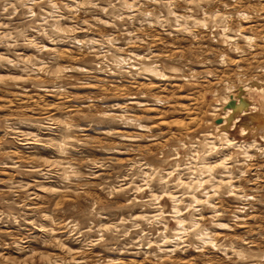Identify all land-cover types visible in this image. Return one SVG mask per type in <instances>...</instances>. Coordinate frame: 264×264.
<instances>
[{
  "label": "rangeland",
  "instance_id": "obj_1",
  "mask_svg": "<svg viewBox=\"0 0 264 264\" xmlns=\"http://www.w3.org/2000/svg\"><path fill=\"white\" fill-rule=\"evenodd\" d=\"M0 264H264V0H0Z\"/></svg>",
  "mask_w": 264,
  "mask_h": 264
},
{
  "label": "water",
  "instance_id": "obj_2",
  "mask_svg": "<svg viewBox=\"0 0 264 264\" xmlns=\"http://www.w3.org/2000/svg\"><path fill=\"white\" fill-rule=\"evenodd\" d=\"M227 107H233L237 109L245 108L247 106L246 101L242 98L240 104H237L235 100H231L226 104ZM222 118H217V122H221Z\"/></svg>",
  "mask_w": 264,
  "mask_h": 264
},
{
  "label": "bare ground",
  "instance_id": "obj_3",
  "mask_svg": "<svg viewBox=\"0 0 264 264\" xmlns=\"http://www.w3.org/2000/svg\"><path fill=\"white\" fill-rule=\"evenodd\" d=\"M231 97V96H230ZM235 99V98H234ZM249 104V103H248ZM224 120V119H223ZM230 120V119H229ZM224 124H227V121L226 120H224V123H223V125ZM228 124H229V122H228Z\"/></svg>",
  "mask_w": 264,
  "mask_h": 264
}]
</instances>
